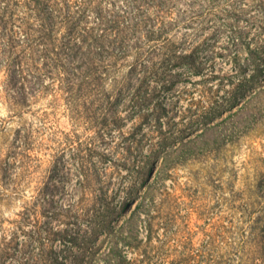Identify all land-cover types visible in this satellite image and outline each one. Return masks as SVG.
Returning a JSON list of instances; mask_svg holds the SVG:
<instances>
[{"label": "trees", "instance_id": "16d2710c", "mask_svg": "<svg viewBox=\"0 0 264 264\" xmlns=\"http://www.w3.org/2000/svg\"><path fill=\"white\" fill-rule=\"evenodd\" d=\"M194 10L191 0H0V103L13 119L48 100L73 128L45 138V118L25 121L0 151V186L16 195L50 157L17 218L0 216V264H264V174L255 201L235 195L229 210H214L191 200L179 211L177 171L229 141L213 125L163 120L166 75L195 68L193 53L180 52L189 40L174 35ZM249 51L254 72L242 85L264 68V40ZM127 110L149 124L150 145L143 153L131 140L141 158L104 166L95 142ZM229 120L219 122L232 135Z\"/></svg>", "mask_w": 264, "mask_h": 264}, {"label": "rangeland", "instance_id": "374dc122", "mask_svg": "<svg viewBox=\"0 0 264 264\" xmlns=\"http://www.w3.org/2000/svg\"><path fill=\"white\" fill-rule=\"evenodd\" d=\"M191 1L195 6L191 23L182 25L174 35L177 40L185 37L189 40L190 44L180 48V52L193 53L195 68L181 65L172 68L166 75L163 81L166 86L163 85L160 97L164 98L166 107V110L161 109L165 114L163 120L181 121L192 124L193 128L203 123L213 125V130L221 131L229 141L220 149L210 144L206 148L209 155L201 156L177 171L181 215L185 214L187 203L192 205L191 200H197L196 204L214 210H229L235 195L255 201L258 199L257 184L264 174L263 66L257 72L256 81L241 84L254 72L249 49L264 40V0ZM155 102L156 98L151 105ZM46 110L49 115L43 116ZM10 115L6 105L0 103L1 152H6L15 130L25 121L36 126L45 118L49 126L44 133L45 138L51 133L60 136L73 129L61 109L53 111L48 108V100L34 105L22 118L11 119ZM228 116L236 132L232 135L229 134V125L219 122ZM122 117L119 129L107 130L106 135L95 142L97 152L106 153L102 159L104 166L119 163L122 158L139 159L150 145L146 137L150 131L149 124L138 118V112L127 110ZM77 132L81 140H87L90 134L89 130L80 127ZM134 139L144 145L143 153L141 146L138 148L134 141L131 142ZM127 144L132 146L130 152L125 150ZM171 145L172 141L167 140L158 147V151ZM48 159L50 157L46 155L41 168L23 177L24 195H16L11 189L0 186L1 218H17V214L29 203L49 165ZM122 173L125 174L126 170ZM120 177L118 174L112 175L114 182L119 181ZM195 223H202L197 215L192 217V224Z\"/></svg>", "mask_w": 264, "mask_h": 264}]
</instances>
